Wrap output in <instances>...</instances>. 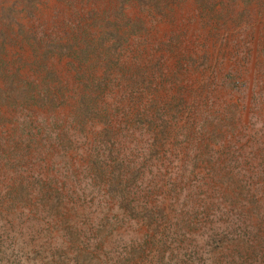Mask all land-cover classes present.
<instances>
[{
    "label": "rangeland",
    "instance_id": "1",
    "mask_svg": "<svg viewBox=\"0 0 264 264\" xmlns=\"http://www.w3.org/2000/svg\"><path fill=\"white\" fill-rule=\"evenodd\" d=\"M0 264H264V0H0Z\"/></svg>",
    "mask_w": 264,
    "mask_h": 264
}]
</instances>
